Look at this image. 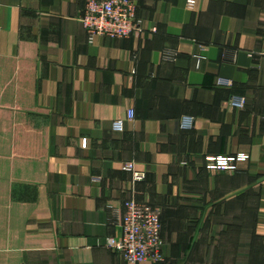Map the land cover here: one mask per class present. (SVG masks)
Here are the masks:
<instances>
[{"label": "crops", "instance_id": "0c3cea01", "mask_svg": "<svg viewBox=\"0 0 264 264\" xmlns=\"http://www.w3.org/2000/svg\"><path fill=\"white\" fill-rule=\"evenodd\" d=\"M88 1L0 0V264H264V0H137L92 42ZM129 199L161 210L162 261L107 248Z\"/></svg>", "mask_w": 264, "mask_h": 264}, {"label": "built area", "instance_id": "2783aa9c", "mask_svg": "<svg viewBox=\"0 0 264 264\" xmlns=\"http://www.w3.org/2000/svg\"><path fill=\"white\" fill-rule=\"evenodd\" d=\"M188 7L195 8L198 0H186ZM137 0H89L80 22L88 34L89 41L95 37L130 38L137 25ZM264 54V52H263ZM166 60H175L177 52L167 50L163 54ZM234 105L243 106V99H234ZM129 118H135L133 109ZM193 118L184 117L183 127L192 128ZM125 129V120L114 121V131L122 133ZM242 157H207L208 168L211 170L238 171V163ZM125 169L132 171L134 179L141 181L145 174L134 172V164L128 163ZM162 220L161 210L152 208L146 203L129 199L126 202V214L122 222V234L109 237L106 246L110 250L120 252L123 257L132 263H141L146 260L160 262L162 252Z\"/></svg>", "mask_w": 264, "mask_h": 264}]
</instances>
